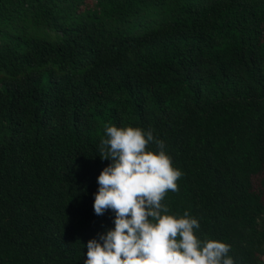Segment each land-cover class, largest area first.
<instances>
[{"label":"trees","instance_id":"1","mask_svg":"<svg viewBox=\"0 0 264 264\" xmlns=\"http://www.w3.org/2000/svg\"><path fill=\"white\" fill-rule=\"evenodd\" d=\"M113 125L183 173L162 214L264 264V0H0V264H84L114 228Z\"/></svg>","mask_w":264,"mask_h":264},{"label":"clouds","instance_id":"2","mask_svg":"<svg viewBox=\"0 0 264 264\" xmlns=\"http://www.w3.org/2000/svg\"><path fill=\"white\" fill-rule=\"evenodd\" d=\"M105 134L99 156L111 163L97 178L93 208L98 216L112 210L114 228L87 242L84 264H234L228 244L202 242L195 235L196 218L187 212L180 218L162 214L167 213L162 200L179 190L183 175L172 166L163 141L131 126H106ZM150 143L159 151L146 150Z\"/></svg>","mask_w":264,"mask_h":264}]
</instances>
